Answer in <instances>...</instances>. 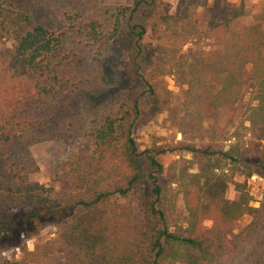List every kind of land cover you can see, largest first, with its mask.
I'll return each mask as SVG.
<instances>
[{
    "label": "trees",
    "instance_id": "1",
    "mask_svg": "<svg viewBox=\"0 0 264 264\" xmlns=\"http://www.w3.org/2000/svg\"><path fill=\"white\" fill-rule=\"evenodd\" d=\"M209 1L154 3L155 63L147 87L159 113L175 110L172 94L154 77H171L183 88L175 111L182 139L140 151L132 136L138 100L103 101L93 88L107 73L99 60L119 30L129 25L137 45L147 33L144 26L130 27L142 0L131 10L118 5L94 15L82 6L99 0H0V37L10 42L0 49V227L12 224L20 237L50 221L55 236L0 264H41L58 246L67 253L64 264H264V189L253 207L247 180L235 179L264 176V158L234 136L225 150L196 144L203 134L215 142L228 132L245 87L252 96L249 137L264 142V14L244 25L242 4ZM78 42L92 53L91 68L82 62L87 55L72 57ZM80 105L78 133L101 112L92 121L90 155L62 164L59 189L32 180L29 173L38 167L29 146L60 139ZM177 153L191 160L165 167L155 158ZM231 185L233 199L226 197ZM245 214L249 222L236 229Z\"/></svg>",
    "mask_w": 264,
    "mask_h": 264
},
{
    "label": "rangeland",
    "instance_id": "2",
    "mask_svg": "<svg viewBox=\"0 0 264 264\" xmlns=\"http://www.w3.org/2000/svg\"><path fill=\"white\" fill-rule=\"evenodd\" d=\"M158 2L176 6L178 0H142L136 12L133 13L130 27L144 26L147 29V33L137 45L136 38L131 35L129 31V25L124 26L125 22L123 23L124 27H122L117 35L108 43L105 50L106 52L101 55L102 58L99 62L101 61L100 64L107 69V73L102 75L100 82L93 88L95 94L99 95L103 101H107L113 96H119L130 104H132L135 99L138 100L137 116L132 128V136H134L136 140L135 143L140 151H154L157 147L169 146L182 139L176 127L175 111L182 102L183 88L177 87L171 77H154L155 83L160 90L164 87L165 90L172 94L170 104L171 108L175 110L168 113H159L156 102L153 100L154 98L149 93L147 87V82H151V75L155 63V40L151 39L149 28L157 18L153 6L154 3L158 5ZM223 2L225 7L229 5L232 8L235 7L238 9L240 4H242L241 9L243 13L242 16L239 17V21L244 25L253 24L258 16L264 14V0H223ZM208 3L210 4L209 0ZM135 4L136 0H99L96 6H82V9L85 15H94L96 12H99V10L102 11L105 7L124 5L131 10L134 8ZM59 16L62 17L60 12ZM62 21L63 19L61 21L59 20L56 24ZM71 23L74 24V22ZM61 27L67 28V23L66 26L63 24ZM134 31L138 32L139 29H135ZM9 47L10 42L0 37V49ZM75 50L72 57L82 61L87 55V59L82 62L85 64V69H87L88 66L91 68L90 55L92 53L89 49H86L78 42ZM184 50H186V47ZM90 88H92V86ZM244 93L245 96L243 100L240 101L236 107L235 118L228 132L215 142H210L203 134L197 139L196 144L198 146L205 145V147L209 146L212 150H225L228 144V141L225 140L230 136H234L237 140L242 138L248 143V147L252 148L253 156L259 155L264 158V142L254 141L248 134L249 127L246 122V112L248 107L252 104V96L249 87H245ZM75 109L79 110L80 113L82 112L81 105L75 107ZM100 114L101 112H99L97 117L88 120L85 128L78 133L75 129L79 126L82 113H75L74 115L78 116L71 122H66V125L63 127V136L60 137V139L31 144L29 146V151L37 164L38 170L30 172V178L39 184L59 189V175L61 173L62 164L69 160V158L77 157L81 159L90 155L91 139L89 133L91 132L92 121L97 120ZM155 158L162 162L165 167L171 162L177 161L179 158L191 160V156L185 153L157 154ZM138 162L145 171H149V167L142 158L139 159ZM189 171L195 172L196 165H192ZM159 177L163 182L166 181L162 173L159 174ZM235 177L236 181L239 182L244 179L247 180L245 188L251 196L250 205L257 207L262 199L264 176L257 173H253L252 175L244 173V175L237 174ZM233 186L234 185L229 186L226 191V197L229 199H233L237 194ZM182 207L183 202L179 194L177 208L181 211ZM3 213L5 214V211L0 212V215ZM249 220L250 216L246 214L243 215L236 229L247 224ZM210 224V222H207V225ZM9 225L8 227L11 228L8 230V227L5 229L0 227V263H3L2 261L4 260H20L24 251L32 250L36 244H43L48 239L55 237L54 234L50 233L53 228L52 222L50 221L45 224H40L39 221L34 230L28 229L24 231V234H22L23 236L21 235L20 237H18V235L16 236V232L10 231V229L14 227L12 224ZM27 237H29L31 241L26 245L24 239ZM17 246L19 247V251L15 250ZM66 254L64 248L58 246L54 249L53 254L49 256V261L46 262L41 259L40 261L41 264H64L67 258Z\"/></svg>",
    "mask_w": 264,
    "mask_h": 264
},
{
    "label": "built area",
    "instance_id": "3",
    "mask_svg": "<svg viewBox=\"0 0 264 264\" xmlns=\"http://www.w3.org/2000/svg\"><path fill=\"white\" fill-rule=\"evenodd\" d=\"M233 141H235V139H234V138H231L227 143L230 144V143H233ZM228 144H227V145H228ZM24 240H25L26 245H27V243H29V242L31 241V239H30L29 237H27V238L24 239ZM15 250L19 251V247L17 246V247L15 248Z\"/></svg>",
    "mask_w": 264,
    "mask_h": 264
}]
</instances>
